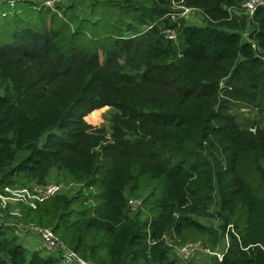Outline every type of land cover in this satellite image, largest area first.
Masks as SVG:
<instances>
[{
	"label": "trees",
	"instance_id": "trees-1",
	"mask_svg": "<svg viewBox=\"0 0 264 264\" xmlns=\"http://www.w3.org/2000/svg\"><path fill=\"white\" fill-rule=\"evenodd\" d=\"M245 2L0 0V196L54 170L79 186L19 201V219L0 199V264H64L28 251L19 232L34 228L90 264H177L167 238L208 236L230 238L212 264H264V125L228 113H264V7ZM104 108L118 111L109 139L85 121Z\"/></svg>",
	"mask_w": 264,
	"mask_h": 264
},
{
	"label": "rangeland",
	"instance_id": "rangeland-1",
	"mask_svg": "<svg viewBox=\"0 0 264 264\" xmlns=\"http://www.w3.org/2000/svg\"><path fill=\"white\" fill-rule=\"evenodd\" d=\"M61 1H58L60 3ZM176 10L180 12V16L185 19L186 24L190 26H205L207 25V20L203 17L202 13L194 10L188 9L181 6L179 3H175ZM241 15V14H240ZM4 88L1 89V95L4 94ZM228 113L236 118L237 122L244 129H250L252 132H256L258 126L264 125V113L261 114L257 109L247 106L243 103L229 102L228 103ZM118 114V111L113 108H104L101 110L93 111L89 113L85 117L86 123L91 127L92 130L104 131L106 137L109 139L113 135V120L114 117ZM49 184H59L62 185V194L72 196L75 194L79 186L73 182L63 180L59 173L54 170L49 178ZM17 197H15L12 193L7 196V207L10 209L12 216L16 219H19V201ZM20 200V198H19ZM214 211V210H213ZM203 225L210 228H218L220 226V221L218 219H213L210 217H197L196 218ZM17 221V220H15ZM32 232V229L28 232L20 231L19 235L21 236V240L25 243L26 248L30 253L35 251L41 253L43 256L54 255L61 256L62 253L59 250L51 251L44 247L42 244V239L37 233H29ZM168 245H174L172 259L178 260L177 264H212V258H207L203 255L196 256L195 258L184 261L181 260L180 256L175 253V247L178 245L172 238H167ZM225 242V241H224ZM199 243H203L212 249L221 248L223 244L214 245L212 236H208L205 241H199Z\"/></svg>",
	"mask_w": 264,
	"mask_h": 264
},
{
	"label": "built area",
	"instance_id": "built-area-1",
	"mask_svg": "<svg viewBox=\"0 0 264 264\" xmlns=\"http://www.w3.org/2000/svg\"><path fill=\"white\" fill-rule=\"evenodd\" d=\"M47 6L53 8L55 6V1L48 2ZM261 7H264V0H247V2H245L241 8L246 13L253 15ZM62 188V185L50 184L48 186H33L30 189L9 192L17 197L18 201H27L33 208H36L38 203H43L48 198L61 193ZM0 199H2L5 203L7 202V198L0 196ZM129 204L133 208H136L141 203L140 201L130 200ZM228 230L233 232L231 226L228 227ZM32 231L39 234L42 239L43 246H46L48 250L61 251L64 264H90L80 260L74 252L66 249L64 245L55 238L51 230L34 228L32 229ZM224 241L225 242L222 243L223 246L216 249H212L211 247H208L205 244L199 242H186L183 244L181 243L180 245L175 247L174 251L178 256H180L181 260L184 261H189L196 256L203 255L207 258H212L218 260L219 262H222L225 253L230 247V238L227 236ZM170 246L174 248V245Z\"/></svg>",
	"mask_w": 264,
	"mask_h": 264
}]
</instances>
